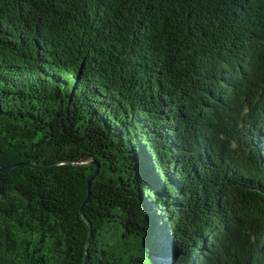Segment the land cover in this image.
<instances>
[{
	"label": "trees",
	"instance_id": "16d2710c",
	"mask_svg": "<svg viewBox=\"0 0 264 264\" xmlns=\"http://www.w3.org/2000/svg\"><path fill=\"white\" fill-rule=\"evenodd\" d=\"M264 264V0H0V264Z\"/></svg>",
	"mask_w": 264,
	"mask_h": 264
},
{
	"label": "water",
	"instance_id": "95a60500",
	"mask_svg": "<svg viewBox=\"0 0 264 264\" xmlns=\"http://www.w3.org/2000/svg\"><path fill=\"white\" fill-rule=\"evenodd\" d=\"M61 163H71V164H74V165H86V164H94L95 165V170L92 174V176L89 178L88 180V194L81 206V214L84 218V220L88 223L89 227L91 228L90 229V235H89V238H88V241H87V247H86V252H85V258H84V263H86V259H87V254H88V249H89V245H90V242H91V239L93 237V234H94V231L92 229V223L91 221L88 219V217L86 216L85 212H84V205L85 203L88 201L89 197H90V188H91V185H92V182L93 180L95 179V177L98 175L99 171H100V163L98 160H91V161H80V160H74V159H63V160H58V161H55V162H51V163H47V162H34V161H28L26 162L27 165L29 166H32V167H48V166H53V165H57V164H61ZM19 164L21 163H17V164H13V165H8V166H5V165H2L0 163V170L1 171H9L10 169L18 166Z\"/></svg>",
	"mask_w": 264,
	"mask_h": 264
}]
</instances>
